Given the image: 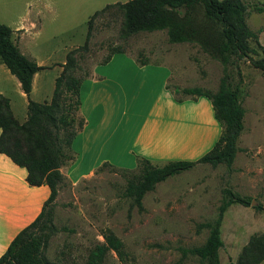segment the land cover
Masks as SVG:
<instances>
[{
    "label": "rangeland",
    "instance_id": "obj_1",
    "mask_svg": "<svg viewBox=\"0 0 264 264\" xmlns=\"http://www.w3.org/2000/svg\"><path fill=\"white\" fill-rule=\"evenodd\" d=\"M129 1L0 0V24L13 30L14 42L38 64L66 62L68 53L78 50L75 54L78 68L74 72L77 78L90 79L96 66L104 68L99 69L102 75L112 76L117 67L100 64L116 48L123 52L112 57L116 60L162 64L175 72L167 84L168 93L161 92L159 83L153 92L141 88L132 99L120 92L121 97L116 99L115 127L116 132L127 133L115 140V152L104 154L110 159L107 166L101 164L87 177L74 181L64 177L55 204L48 208L56 231L50 234L43 256L50 264H89L92 252L106 244L105 236L112 232L123 244V255L110 249L101 264H206L191 250L205 245L210 234L208 225L217 220L225 190L230 189L252 199L251 207L233 204L222 222L224 245L219 251L220 262L234 264L253 237L264 235V215L255 209L264 205V72L254 68L249 59L239 61L237 67L229 70L230 82L239 86L246 112L231 169L225 164L216 168L198 164L157 184L154 191L145 195L140 209L126 193L129 180L140 173L142 159L149 160L145 157L152 156L154 160L149 161L156 167L176 161L198 162L218 142L222 128L214 117L211 101L186 95L183 90L200 88L216 93L224 68L196 43L171 44L166 30L124 37L123 16L116 8L94 17L109 6ZM242 2L248 10L247 24L257 36L249 40L255 50L249 57L263 59L264 12L259 13L258 8H264V0ZM90 22L89 49L83 51ZM58 70L44 69L40 76L53 85ZM47 93V89H38L31 98L44 102L50 99L47 95L52 97ZM153 93L161 96L158 106L167 107L173 102L174 106L186 109L173 110L170 116L149 114L159 97L153 98ZM0 94L10 99L16 119L25 123L24 104L28 99L22 95L17 78L3 64H0ZM77 117L78 124L80 112ZM160 123L163 128L173 129L176 144L165 150L159 145L139 144L135 138L138 130L150 132ZM185 138H190L189 147H184ZM73 161H68L64 170ZM86 167L81 166L78 173Z\"/></svg>",
    "mask_w": 264,
    "mask_h": 264
},
{
    "label": "trees",
    "instance_id": "obj_2",
    "mask_svg": "<svg viewBox=\"0 0 264 264\" xmlns=\"http://www.w3.org/2000/svg\"><path fill=\"white\" fill-rule=\"evenodd\" d=\"M109 8H116L122 14L124 37L166 30L171 44L196 43L218 59L224 68V76L216 93L200 88L183 90L186 95L205 97L211 101L214 117L222 128L218 142L198 162L176 161L156 167L149 160L142 159L140 173L129 180L126 193L142 209L145 195L154 191L157 184L190 171L198 164L214 168L225 164L231 169L238 153V141L244 131L246 112L241 103L239 86L230 82L229 70L237 67L239 61L249 59L254 68L264 72V58L253 60L249 57L250 53L255 52L249 40L257 36L247 24L248 10L242 0H131L109 6L94 17ZM258 11L263 13L264 8H258ZM13 33L10 27L0 24V64L5 65L17 78L28 99L27 121L21 124L13 113L10 99L0 94V154L26 169V181L30 186L49 187L50 196L35 221L20 231L10 243L0 257V264H50L43 256V249L50 234L56 230L51 225L48 208L56 202L59 186L64 182L60 170L68 161L74 160L71 156L72 145L85 125L83 118L77 124V115L82 105L81 86L88 78L74 75L78 68L75 57L78 50L72 51L62 65V74L56 79L51 102L33 101L34 77L46 67L39 66L21 52L13 40ZM91 35L92 22L89 23L83 51L89 49ZM121 53L115 48L100 65L108 64L115 54ZM140 63L147 65V62ZM233 204L251 207L252 199L230 189L225 190L218 218L208 225L210 234L205 245L191 250L206 264H221L219 251L224 245L221 227L224 215ZM255 209L264 215V205L255 206ZM105 240L106 244L97 246L92 252L89 264H101L110 249L123 255V244L112 232L105 236ZM263 261L264 235L253 237L234 264H261Z\"/></svg>",
    "mask_w": 264,
    "mask_h": 264
},
{
    "label": "crops",
    "instance_id": "obj_3",
    "mask_svg": "<svg viewBox=\"0 0 264 264\" xmlns=\"http://www.w3.org/2000/svg\"><path fill=\"white\" fill-rule=\"evenodd\" d=\"M18 47L21 52L28 57L27 52L22 49L21 46L18 45ZM116 59V57L112 58L107 64V67L116 66L117 73H114L112 76H104L99 72V69L104 68L96 66L93 71V77L86 79L82 83L80 116L85 120V125L72 145L75 160L69 169L64 170L62 167L60 170L62 175L69 180L74 181L77 178L87 177L99 168L101 164L109 161L110 159L105 157L104 154L107 151L111 152V150L115 152V140L117 138L122 139L126 135L127 132L125 130H118V132H116L115 127L118 111L116 99L121 97L120 92L127 96L129 95L132 99L141 88L146 87L153 92L156 87L155 84L159 83L162 89L161 92L168 93L167 84L175 74L171 67L162 64L159 65L150 62L147 63V65H142L133 60ZM65 63L66 62L55 64L37 63L39 66L46 67V69L55 70L58 68L59 70L57 76L53 80V85L52 83L50 84V82L46 83L47 80L40 76L43 70L35 75L32 98L35 90L37 91L38 89L39 91H46L47 89V94H52L53 97L56 79L62 74V65ZM112 77H116L114 82L111 81ZM116 79H118V81H116ZM50 86L51 90L53 86V91H50ZM22 95L25 96L24 93ZM152 96L155 98L159 95L153 93ZM47 97L50 99L44 102L51 101V95H47ZM160 97L161 96H159L158 99L155 98L156 103L148 112L149 114L170 116L173 110L186 109V107H180L179 105L174 106L173 102L167 104V107L158 106L156 104L160 103ZM171 97L173 96L171 95ZM24 106L27 110L28 101ZM26 118L27 115L24 116V119ZM171 122L172 120L170 123ZM162 125V123L158 124L155 128H152L150 132L140 129L135 138L141 145L143 143L148 146L159 145L163 150L169 146H174L176 140L173 137V129L169 127L163 128ZM117 133L118 135H116ZM143 137L145 138L141 139ZM187 137H189V135ZM189 139L190 138H185L184 147H189ZM168 155H171V153L169 152ZM151 157L152 156H146L145 158H150L149 160L153 161L154 159H151ZM80 165L87 166L86 169H84L86 172L83 171L78 173L77 170L81 167ZM26 177L27 171L25 168L15 165L8 157L0 154V257L6 252L10 243L18 233L34 222L40 215L45 202L50 196L49 187L30 186L26 181Z\"/></svg>",
    "mask_w": 264,
    "mask_h": 264
}]
</instances>
